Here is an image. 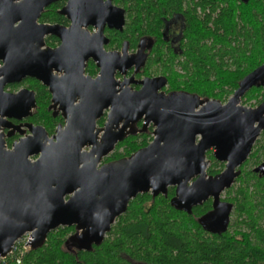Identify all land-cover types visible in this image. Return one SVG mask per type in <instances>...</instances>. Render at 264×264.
Returning a JSON list of instances; mask_svg holds the SVG:
<instances>
[{"label": "water", "instance_id": "obj_1", "mask_svg": "<svg viewBox=\"0 0 264 264\" xmlns=\"http://www.w3.org/2000/svg\"><path fill=\"white\" fill-rule=\"evenodd\" d=\"M52 1L0 0V258H7L26 233H31L29 248L37 250L60 227H74L65 243L68 250L91 251L104 242L133 199L147 193L167 196L171 187V206L187 214L211 200V209L197 221L210 234L225 233L234 204L223 194L240 176L264 131V100L256 107L241 104L252 88L264 87V63L239 82L226 103L185 91L160 92L167 83L162 76L141 81L132 76L125 82L128 87L118 91L116 69L126 73L135 65L138 73L146 58L143 51L127 54L125 47L120 58L117 53L94 50L84 55L80 50L73 55L80 59L73 69L63 65V47H42L47 34L68 41L88 16L100 29L94 41L105 23L123 29V10L110 1L75 0L78 5L73 3L67 12L72 28L37 24ZM90 56L101 67L95 79L84 77V60ZM62 69L66 75L58 77L55 73ZM26 76L50 87L67 125L49 137L42 126L26 124L32 134L7 149L1 131L14 126L8 119L28 117L36 102L31 91L11 94L4 87ZM135 82L141 89L130 87ZM107 109L105 128H97ZM140 121L143 127L137 129ZM150 124L154 131L148 145L103 163L119 142L145 132ZM209 151L225 164L215 175L208 174ZM253 172L264 176V161Z\"/></svg>", "mask_w": 264, "mask_h": 264}, {"label": "trees", "instance_id": "obj_2", "mask_svg": "<svg viewBox=\"0 0 264 264\" xmlns=\"http://www.w3.org/2000/svg\"><path fill=\"white\" fill-rule=\"evenodd\" d=\"M221 1L144 0L147 15L139 19L135 12L131 14L129 36L137 31L152 34L161 26L160 16L170 8L186 7L190 23L182 55L169 54L179 67L149 69L144 74H164L169 79L168 90H183L202 98L224 100L233 94L239 82L264 63V0H235L240 3L238 14L231 0ZM261 97L264 87L252 88L246 94L248 101L262 102ZM150 136L129 137L106 161L130 156L145 147ZM207 157L211 164L208 174L220 173L223 163L215 160L212 151ZM261 158L264 131L241 167L236 180L239 185L235 182L226 190L227 201L234 204L235 219L221 235L204 231L197 221L211 209V200L187 214L171 206L175 195L171 187L167 196L147 193L133 199L104 242L93 250H68L65 243L74 227H60L48 235L41 248L26 250L20 264H264V176L245 169ZM0 264L17 262L10 256L0 258Z\"/></svg>", "mask_w": 264, "mask_h": 264}, {"label": "flooded vegetation", "instance_id": "obj_3", "mask_svg": "<svg viewBox=\"0 0 264 264\" xmlns=\"http://www.w3.org/2000/svg\"><path fill=\"white\" fill-rule=\"evenodd\" d=\"M22 1L23 0H13L14 3H19ZM107 1H110L113 7L123 10V29L111 27L109 23H105L101 36H97L98 38H96V41H94L93 38H95V35H99L100 29L91 23L93 17L88 16L85 18L86 22L82 23L79 29H77V27L73 30L68 41H65L58 35H45L44 46L42 49H59L63 47V49L66 51V53L63 54V65H68L73 69L78 67L80 64L78 55L76 54L73 56L75 53H79L80 50L84 52V55H87L94 50H102L105 53H117L120 58L125 55V47L127 49V54L133 55L138 53V51H143V53L146 55V58L144 65L141 67L138 73H135V65L128 69L126 73H121L119 69H116L115 80L119 82V85H117L118 91H120L122 88L125 89L128 87L125 82L132 76H134V81H141L146 78L162 76L167 79V83L160 90V92L168 94L173 91H183L168 90L169 79L164 74L146 75L144 72L149 69L161 71L164 69L179 67L177 61H172V58H170L169 54L171 53L170 51H172L173 55L181 56L184 52V46L187 42V29L190 25L188 22V17L185 14L186 7H184L183 10H174L170 8L168 11H164L160 16L161 26L159 28L156 27L152 34H147L143 31H137L132 37L129 36L127 30L128 24L130 23L131 14L135 12L134 14H136L139 19H143V15H147V10H144V0H137L136 2L138 4L133 3V0H104V2ZM216 1L217 3L222 2L221 0ZM73 3L74 5H78V2L75 0L52 1L40 12V15L37 19V24L57 25L67 30L72 28L73 21L67 12L68 7ZM184 5H186V2ZM197 13L200 15L202 14V11L198 9ZM16 25H18V23ZM65 44L69 47L64 46ZM3 65V62L0 60V67H3ZM100 72L101 67L99 66V61L97 59L90 56L84 60V77H91L95 79L98 77ZM55 74L58 77H63L66 75V71L65 69H62V72H56ZM130 87L133 90L141 89V85L136 82L132 83ZM22 90H28L34 93L36 106L32 108L31 115L28 117H24L22 119L7 118L8 121L14 125L9 129H3L1 131L5 135L4 139L7 149H12L15 142H18L19 139L32 134L28 127H26V124H31L34 127L42 126L49 137H52L57 133L58 129H64L67 125V121L63 116V110L61 109L60 104H56L55 106L53 104L54 96L50 91L49 86L45 85L41 80L35 77L26 76L21 81L9 82L4 87V91L11 94H18ZM40 101L42 103H40ZM109 113L110 109L104 110L103 115L97 120V128H105ZM143 123V121L138 122L137 129H141L143 127ZM24 130L26 133L21 135L20 132ZM153 131L154 126L150 124L145 132L137 133L129 137L146 133H150L153 136ZM9 133H11L10 136H8ZM128 138L122 142H119L116 145V148L119 144L124 143ZM106 158L103 160V163L109 162L106 161ZM32 160H36V157H33Z\"/></svg>", "mask_w": 264, "mask_h": 264}, {"label": "rangeland", "instance_id": "obj_4", "mask_svg": "<svg viewBox=\"0 0 264 264\" xmlns=\"http://www.w3.org/2000/svg\"><path fill=\"white\" fill-rule=\"evenodd\" d=\"M231 3L233 4V5H235L236 4V9H237V14L240 12V3H239V1H238V3L235 1V0H231ZM234 93V92H233ZM250 94V93H249ZM198 95V94H197ZM233 94H231L229 97H227V98H225L224 100H220L221 102H223V103H226L229 99H230V97L232 96ZM249 96V95H248ZM208 99H216V98H208ZM216 100H219V99H216ZM261 100L263 101L264 100V98H262L261 97ZM261 102H258L257 100H253V101H248L247 100V98H246V95L242 98V101H241V104L242 105H245V106H248V107H256L257 105H259ZM151 135V134H150ZM153 139V136L151 135L150 137H149V142H151V140ZM264 161V159H262L261 158V160H260V162L258 163V164H255V163H251V164H249L245 169L246 170H250V169H254L257 165H259L261 162H263ZM211 165V164H210ZM225 168V164L223 163V166H222V170ZM221 170V171H222ZM235 184V183H234ZM236 185L238 186L239 185V183L238 182H236ZM232 196H234V194H232ZM223 198L224 199H226L227 200V198H228V195H227V193H226V191L224 192V194H223ZM235 219V216L234 215H232V217H231V221H233ZM30 249V248H29Z\"/></svg>", "mask_w": 264, "mask_h": 264}, {"label": "built area", "instance_id": "obj_5", "mask_svg": "<svg viewBox=\"0 0 264 264\" xmlns=\"http://www.w3.org/2000/svg\"><path fill=\"white\" fill-rule=\"evenodd\" d=\"M31 243V233H26L21 239H19L13 248V251L8 256H13L16 259L17 264L21 263V258L25 251L29 249Z\"/></svg>", "mask_w": 264, "mask_h": 264}]
</instances>
